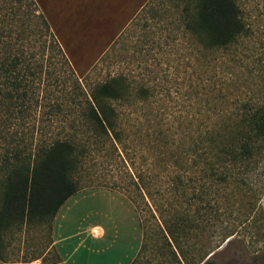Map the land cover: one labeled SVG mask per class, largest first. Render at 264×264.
<instances>
[{"label": "rangeland", "instance_id": "rangeland-1", "mask_svg": "<svg viewBox=\"0 0 264 264\" xmlns=\"http://www.w3.org/2000/svg\"><path fill=\"white\" fill-rule=\"evenodd\" d=\"M238 1L254 34L214 51L188 26L196 0H36L75 67V104L115 77L130 95L120 142L97 141L79 106L43 110L48 135L76 134L86 148L80 190L54 220L1 229L0 264L56 261L52 234L76 264H263L264 154L239 181L209 177L211 162L223 169L208 131L246 102L264 104V0ZM66 78L49 104L71 102Z\"/></svg>", "mask_w": 264, "mask_h": 264}, {"label": "trees", "instance_id": "trees-1", "mask_svg": "<svg viewBox=\"0 0 264 264\" xmlns=\"http://www.w3.org/2000/svg\"><path fill=\"white\" fill-rule=\"evenodd\" d=\"M247 18L238 0H196L188 26L207 49L229 50L254 34ZM76 76L36 0H0V230L24 221L54 220L80 190L74 174L86 148H80L76 134L48 135L44 109L70 115L79 106L97 141L105 136L121 140L118 108L130 95L125 79L115 77L95 86L85 107L74 102L81 92ZM65 78L70 91L61 98L71 102L49 104L51 89ZM147 92L141 90L138 96ZM237 109L240 116L207 133L211 159L223 169L218 174L211 162L209 177L225 183L239 181L241 171L259 163L264 154V104L246 102Z\"/></svg>", "mask_w": 264, "mask_h": 264}, {"label": "crops", "instance_id": "crops-1", "mask_svg": "<svg viewBox=\"0 0 264 264\" xmlns=\"http://www.w3.org/2000/svg\"><path fill=\"white\" fill-rule=\"evenodd\" d=\"M93 230L95 231V233H97L96 237H93L94 239L95 238L100 239V238H102V236H104V230L101 227L95 226L92 229V231ZM53 237H54V235L52 234V244H51L49 250L53 252L56 261H53L50 264H76V261H72V263H70L71 261H66L64 259V256L66 255L65 249L60 246L62 239L61 238H53ZM0 261H2V260L0 259Z\"/></svg>", "mask_w": 264, "mask_h": 264}, {"label": "bare ground", "instance_id": "bare-ground-1", "mask_svg": "<svg viewBox=\"0 0 264 264\" xmlns=\"http://www.w3.org/2000/svg\"><path fill=\"white\" fill-rule=\"evenodd\" d=\"M94 233H95V231H94Z\"/></svg>", "mask_w": 264, "mask_h": 264}]
</instances>
